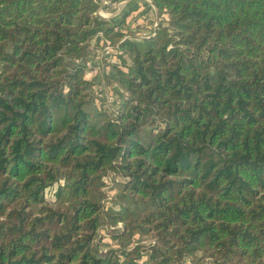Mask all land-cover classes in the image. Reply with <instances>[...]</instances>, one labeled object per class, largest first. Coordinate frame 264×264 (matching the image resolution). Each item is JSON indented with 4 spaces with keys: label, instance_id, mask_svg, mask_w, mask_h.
<instances>
[{
    "label": "trees",
    "instance_id": "trees-1",
    "mask_svg": "<svg viewBox=\"0 0 264 264\" xmlns=\"http://www.w3.org/2000/svg\"><path fill=\"white\" fill-rule=\"evenodd\" d=\"M152 3L123 39L100 0H0V264H264V0ZM97 35L131 58L110 110Z\"/></svg>",
    "mask_w": 264,
    "mask_h": 264
},
{
    "label": "rangeland",
    "instance_id": "rangeland-1",
    "mask_svg": "<svg viewBox=\"0 0 264 264\" xmlns=\"http://www.w3.org/2000/svg\"><path fill=\"white\" fill-rule=\"evenodd\" d=\"M101 8V7H100ZM100 10V9H99ZM150 10V7H149ZM152 13V12H151ZM99 14V11H98ZM100 15V14H99ZM153 15V13H152ZM108 16V15H107ZM162 17H167L166 15H163ZM154 17H152L150 23H137L136 20H131L130 23L126 26H123V32H125L128 36H133L137 39H140V36H144L147 34L145 31L151 29L152 20ZM155 20V19H154ZM147 21V20H146ZM120 27L121 24H119ZM119 26L116 28L118 30ZM125 36L123 37V39ZM108 46V44L103 45L102 49H99L96 55H89V62L87 64V67L89 68V71L86 74V78L89 79L93 83V90L91 91L92 95V103L95 104L96 107H100L103 109H113L115 108L113 105H115L117 102H121L123 100L124 93L121 88V84L118 81V68H123L124 63H129L131 61L130 56L128 54H124V59L121 58L119 55L122 53L113 51L112 48H110V51H105V47ZM112 46V45H110ZM112 55V56H111ZM117 56V57H113ZM109 58V59H108ZM125 63V64H126ZM109 106V108H108ZM113 107V108H112ZM151 127H148V130H150ZM109 184L104 189L110 188L112 191H108L107 198L110 199V204L114 206H118L120 202V197L118 193L122 189V186L120 183H114L113 179L110 177ZM112 180V181H111ZM60 182L55 183L54 185L49 188V194L52 193V195L48 194L47 202L54 205H58V203L54 202L53 200L56 198V195L54 192L57 191L59 187ZM139 240V239H137ZM143 243H147L146 240L142 241ZM115 246H120L119 243L114 241L111 237H103L102 247L105 249ZM190 259V258H189ZM189 261V260H188ZM187 261V262H188Z\"/></svg>",
    "mask_w": 264,
    "mask_h": 264
},
{
    "label": "crops",
    "instance_id": "crops-1",
    "mask_svg": "<svg viewBox=\"0 0 264 264\" xmlns=\"http://www.w3.org/2000/svg\"><path fill=\"white\" fill-rule=\"evenodd\" d=\"M150 1L152 0H100L102 11L109 16L107 18L121 24L122 27L119 26L118 31H124L123 26L128 25L131 20H136L137 23H150L153 17L149 10ZM92 44L102 49L103 45H106L105 37L95 36Z\"/></svg>",
    "mask_w": 264,
    "mask_h": 264
},
{
    "label": "built area",
    "instance_id": "built-area-1",
    "mask_svg": "<svg viewBox=\"0 0 264 264\" xmlns=\"http://www.w3.org/2000/svg\"><path fill=\"white\" fill-rule=\"evenodd\" d=\"M149 7H150V11L153 13V17H154V19L152 20V25H151V29H149V30H146L145 32L147 33V34H145L144 36H140L141 38H143V37H148V36H150V35H153V34H155V28L159 25V23H160V20H161V18L158 16V9H157V7L152 3V1H150V3H149ZM101 10L99 11L100 12V15L102 16V17H105V18H107V17H109V16H107L108 14H105L103 11H102V8H100ZM127 37V35L125 36V38ZM110 48H112L113 49V51H118V49H119V47H118V45H116V46H110L109 44H108V46H106L105 47V51H107V52H109L110 51ZM124 93V92H123ZM108 108H109V106H108ZM108 110H110V108L108 109Z\"/></svg>",
    "mask_w": 264,
    "mask_h": 264
}]
</instances>
